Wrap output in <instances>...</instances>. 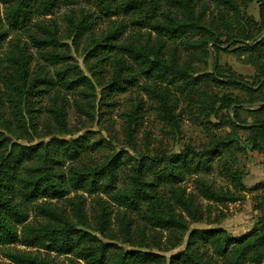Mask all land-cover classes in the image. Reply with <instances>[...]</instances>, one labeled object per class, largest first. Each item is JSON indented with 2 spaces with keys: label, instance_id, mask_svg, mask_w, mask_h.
I'll return each instance as SVG.
<instances>
[{
  "label": "rangeland",
  "instance_id": "374dc122",
  "mask_svg": "<svg viewBox=\"0 0 264 264\" xmlns=\"http://www.w3.org/2000/svg\"><path fill=\"white\" fill-rule=\"evenodd\" d=\"M194 1L195 11L201 8L204 12L206 27H210L212 18L216 19L214 22L217 26H221L218 21L222 9L209 0ZM43 2L25 0L24 9L27 12L24 18L19 13L16 16L18 20L14 21L8 13V5L0 0V33H4L0 43V95L3 100L0 130L3 132L2 137L11 142L31 146L52 138L72 140L82 136L89 144L94 143V147L84 150L77 162L73 163L78 167H93L102 163L107 156L119 153L125 165L118 172V185L123 187L130 173L129 168L143 156H168L187 146L201 150L208 146L211 135L227 140L232 129L227 124L221 126L210 113L211 105L207 104L209 96L232 93L244 102L253 99L247 93L220 86L204 77V73L211 72L214 64H217L222 70L230 69L251 84H256L255 69L245 62L244 57L234 55L231 52L233 47L230 51L215 54L211 41L208 42L209 53L203 57L197 46L190 44L196 45L202 38L207 39L204 32L193 35L190 43L183 38L172 40L160 36L150 28V24L160 17V9L125 10L121 5L124 0H51L48 5ZM8 3L11 6L15 1L8 0ZM159 4L161 9L168 8L165 0H160ZM246 14L255 21L259 20V4L256 0L249 3ZM51 34L56 40L51 45L37 43L38 39L50 40ZM226 44L221 45V48H225ZM106 45L113 48H107ZM122 45L158 50L164 58L174 52L177 63L185 65L191 76H188L187 81H179L174 85L148 80L140 74L139 65L127 53L119 50ZM48 53L64 56L66 60L57 61L60 57ZM20 56L25 61L30 80L33 79L37 84L35 89L40 91L26 95L25 104L11 91L9 83L13 81L9 75L19 70V65L14 63L12 57L19 61ZM120 63L127 68L126 71L120 70L121 76H131L136 80L135 83H124L127 88L125 91L111 93L108 86L114 80L118 68H122V65H118ZM64 68L67 81L74 79L79 71L91 82V86L66 88L56 74ZM195 78L198 79L193 86L198 89L193 90V87L188 90L186 82H193ZM42 80L48 81L47 84L41 85L39 82ZM148 88L158 92L169 91V104L174 107L176 116L175 126L170 125L164 112L160 111V97L151 94ZM248 105L246 103L238 114L243 121L253 123L263 114L250 109L256 108L259 102H256V106ZM59 109L64 114L65 132L59 130L53 113ZM128 118H131V135L127 138L124 129ZM6 122L16 130L14 134L4 130ZM237 135L232 149L223 153V162L243 173L242 189H235L220 173L217 160L211 163L212 170L209 173L186 175L176 185L192 197L198 210V220H194L193 215L174 205L176 214L185 221L187 230L154 227L143 220L141 213L125 210L112 203L109 205L112 214L107 230L104 233L89 230L102 242L116 244V251H150L160 256V264H171V260H175L173 256L185 250L187 238L194 229L220 228L238 237L259 225L264 207V150L258 146L253 148L246 142L248 132L241 130ZM69 162L66 161L65 173ZM197 177L218 191L231 192L237 200L216 203L204 199L196 189ZM161 193L164 199L172 200L168 188L162 189ZM75 194L84 200V212L92 224L97 194L78 190L76 193L69 192L66 197L72 198ZM100 196L102 200L109 201L105 195ZM51 204H57L74 221L71 208L64 200H52ZM30 208L24 224L36 226L44 218ZM124 229H128V234L123 232ZM21 234L19 225L17 235L21 237ZM13 253L34 257L40 264H89L71 252L28 247L19 242L3 243L0 239V264H19L11 258ZM199 253L221 264L209 245L201 247ZM260 264H264V260Z\"/></svg>",
  "mask_w": 264,
  "mask_h": 264
},
{
  "label": "trees",
  "instance_id": "16d2710c",
  "mask_svg": "<svg viewBox=\"0 0 264 264\" xmlns=\"http://www.w3.org/2000/svg\"><path fill=\"white\" fill-rule=\"evenodd\" d=\"M14 1L15 4L11 6L8 0H2V3L8 5L11 19L17 21L16 16L19 13H22L20 16L24 18L27 12L24 9L26 3H24L25 0ZM209 1L225 12L220 11L218 23L221 26H217L218 24L214 22L216 19L212 18L209 23L211 28L206 27L203 19L204 12L201 8L195 11L194 0H165L168 6L165 9L160 8V0H124L121 5L125 10L160 9V17L150 24V28L160 36L172 40L183 38L190 43L193 35L204 32L207 39L202 38L196 45L190 44L197 46L203 57L209 53L208 42L211 41L215 54L230 51L229 49L233 47L231 52L234 55L239 58L244 57L245 62L254 67L256 79L254 83L256 84H251L230 69L222 70L217 64H214L211 72L204 73L207 81L247 93L253 98L248 100L249 102H244L232 93L209 96L207 104L211 105L210 113L221 126L227 124L232 129L227 140L211 135L208 146L201 150H194L187 146L168 156H143L129 168L126 185L119 187L118 172L125 165L119 153L107 156L102 163L93 167H78L73 162H77L84 150L94 147V143L89 144L82 136L72 140L52 138L45 143L24 146L2 137L3 132L0 130V239L3 243L19 242L28 247L38 246L60 253L71 252L89 264H160L158 254L144 250L116 251L118 248L116 244L102 242L89 229L99 233L107 230L112 214L109 205L112 203L125 210L141 213L143 220L154 227L187 230L185 221L176 214L174 205L193 215L194 220H198V210L192 197L176 185L181 183L186 175L209 173L214 160L220 164V173L235 189L243 188V173L232 166L225 165L223 153L232 149V144L237 141V134L241 130L248 132L246 142L253 148L258 146L264 150V0H256L259 4L258 21L246 14V8L253 0ZM43 3L48 5L51 0H44ZM3 36L4 33H0V43L4 39ZM54 41L56 40L51 34L50 40L38 39L37 43L48 46ZM225 43H227L226 47L221 48V45ZM105 47L113 48L111 45ZM119 50L127 53L139 65L140 74L148 80H158L174 85L179 81H187L188 76H191L185 65L180 66L177 63L174 52H170L168 57L164 58L158 50H144L135 45L133 47L122 45ZM48 55L60 57L56 59L57 61L66 60L64 56H58V54L48 53ZM12 59L19 65V70L9 75L13 80L9 82L11 91H14L25 104L26 95L34 94L39 90L35 89L37 88L35 81L29 78L23 57L20 56L19 61L15 57ZM121 67L115 72L116 76L108 86L111 93L125 91L127 88L124 83L136 80L131 76L122 77L120 70L126 71L127 68L124 65ZM65 71L64 68L56 74L66 88L73 89L80 85L91 86V82L79 71L74 79L67 81ZM197 79L186 82L188 90H192L193 87V90L198 89L193 86ZM47 82L42 80L39 83L43 85ZM147 90L160 97V111L164 112L170 125L175 126L176 116L173 112L174 107L169 104V91L158 92L153 88ZM256 102H259V105L250 109L262 113L263 116L253 123L243 121L238 114L240 109H243L246 103L249 104L248 107L256 106ZM2 106L3 100L0 95V121ZM53 113L59 130L65 132L66 124L62 110L59 109ZM130 123L131 118H128L124 129L127 138L131 135ZM5 124L4 130L14 134L16 130L11 128L10 123ZM66 161L70 162L65 173ZM195 182L199 194L208 201L226 203L237 200L231 192L218 191L200 177H197ZM164 188L170 191L171 201L164 199L161 193ZM78 190L97 194L92 224L89 223L84 212V200L77 194L72 198L66 197L69 192L76 193ZM101 194L105 195L110 202L102 200ZM52 200H64L71 208L74 221L66 215L64 210L59 209L57 204H51ZM29 206L44 218L36 226L24 224ZM262 209L259 225L238 237L220 228L192 230L187 238L185 250L174 255L175 260H171V264H178V262L218 264L199 253L200 248L207 245L221 260V264H260L264 260V207ZM19 225L22 228L21 237L17 235ZM123 232L128 234V229H124ZM10 256L19 264H40L36 258L22 253H13ZM45 264L54 263L45 262Z\"/></svg>",
  "mask_w": 264,
  "mask_h": 264
}]
</instances>
